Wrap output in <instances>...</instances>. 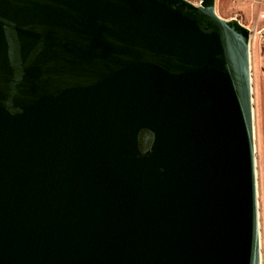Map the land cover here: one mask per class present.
I'll return each instance as SVG.
<instances>
[{"label":"water","instance_id":"obj_1","mask_svg":"<svg viewBox=\"0 0 264 264\" xmlns=\"http://www.w3.org/2000/svg\"><path fill=\"white\" fill-rule=\"evenodd\" d=\"M193 1L0 0V264H262L249 29Z\"/></svg>","mask_w":264,"mask_h":264},{"label":"rangeland","instance_id":"obj_2","mask_svg":"<svg viewBox=\"0 0 264 264\" xmlns=\"http://www.w3.org/2000/svg\"><path fill=\"white\" fill-rule=\"evenodd\" d=\"M199 0L193 3L198 4ZM249 0H217V12L224 18L235 13L242 16L243 22L247 23L250 19ZM251 66L253 78V96L255 110V138H256V156L258 171V191H259V212H260V229H261V252L262 264H264V86L260 82L261 67H264V42L259 43L257 40L251 45ZM258 100V101H257ZM256 102L259 107V121L256 117ZM261 119V120H260Z\"/></svg>","mask_w":264,"mask_h":264},{"label":"built area","instance_id":"obj_3","mask_svg":"<svg viewBox=\"0 0 264 264\" xmlns=\"http://www.w3.org/2000/svg\"><path fill=\"white\" fill-rule=\"evenodd\" d=\"M250 4V19L247 23L241 21L249 29L250 33V48L254 41L257 40L260 44L264 42V0H249Z\"/></svg>","mask_w":264,"mask_h":264},{"label":"trees","instance_id":"obj_4","mask_svg":"<svg viewBox=\"0 0 264 264\" xmlns=\"http://www.w3.org/2000/svg\"><path fill=\"white\" fill-rule=\"evenodd\" d=\"M258 101V100H257ZM259 107L260 106H258V103L256 102V117H257V121H259V116H260V114H259ZM262 109H264V105H263V103H262ZM261 120V119H260Z\"/></svg>","mask_w":264,"mask_h":264},{"label":"crops","instance_id":"obj_5","mask_svg":"<svg viewBox=\"0 0 264 264\" xmlns=\"http://www.w3.org/2000/svg\"><path fill=\"white\" fill-rule=\"evenodd\" d=\"M260 82L264 86V67H261V77Z\"/></svg>","mask_w":264,"mask_h":264}]
</instances>
